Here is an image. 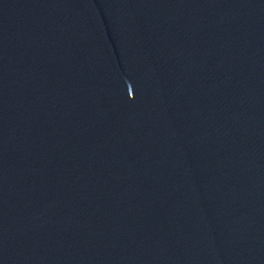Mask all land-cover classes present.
<instances>
[{"label":"water","instance_id":"95a60500","mask_svg":"<svg viewBox=\"0 0 264 264\" xmlns=\"http://www.w3.org/2000/svg\"><path fill=\"white\" fill-rule=\"evenodd\" d=\"M0 264H264V0H0Z\"/></svg>","mask_w":264,"mask_h":264}]
</instances>
